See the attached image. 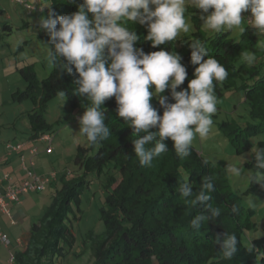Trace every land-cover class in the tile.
<instances>
[{
  "label": "trees",
  "instance_id": "16d2710c",
  "mask_svg": "<svg viewBox=\"0 0 264 264\" xmlns=\"http://www.w3.org/2000/svg\"><path fill=\"white\" fill-rule=\"evenodd\" d=\"M79 3L82 0H76L75 4L70 0H49L47 10L58 15L71 14L77 11ZM187 11L192 13L186 16L193 27L190 36L157 48H152L151 42L145 39V26H128L135 27L139 38L136 46L142 47L145 53L165 49L183 57L188 76L178 91L186 89L194 78L196 66L190 62L189 45L196 39L201 40L209 55L226 68L229 76L216 85L217 98L222 99L227 92L242 94L249 121L243 125L222 121L216 127L232 146L234 155L249 153L244 167L251 170L256 144L264 148V47L258 45L260 37L249 24L244 26L245 31L240 32L237 39L232 37V31L208 32L202 28L204 21L198 15L200 10L190 5ZM244 51L255 53L257 59L252 66L243 60L241 53ZM17 72L26 82V88L21 93H14V100L30 101L33 105L27 114L28 140L36 141L56 131L57 121L49 123L45 111L48 103L61 91L65 92V99L73 109L80 106L85 109L88 103L84 97L76 95L74 76L61 71L58 66H53L42 81L37 79L33 64L21 67ZM164 95L169 96V103L175 102L171 100L170 91L166 90ZM150 103L159 115H163L155 98ZM103 108L111 135L99 146H89L84 137V146L76 148L73 161L76 170L64 172L59 177L49 205L29 229L25 250L12 254V264H57L56 261L66 259L76 244L72 229L73 223L81 219V196L95 182L104 192L99 207L102 230L88 231L80 241L81 252L90 254V264H264V236L250 240L248 245L243 243L245 232L255 229L251 217L256 212L240 204L239 195L231 190L224 163L205 159L193 146L188 158H179L169 139L166 140L167 153L155 159L151 167L141 166L132 144L136 137L118 116L115 98H110ZM205 177H210L216 186L207 203L219 207L221 214L194 230L191 221L200 214L211 216V211L206 204L191 206L186 203L178 188L188 180L195 194ZM256 186L252 183L245 194L254 192ZM224 233L235 234L238 240V251L231 260L220 254L217 241L223 239Z\"/></svg>",
  "mask_w": 264,
  "mask_h": 264
},
{
  "label": "clouds",
  "instance_id": "9594fccd",
  "mask_svg": "<svg viewBox=\"0 0 264 264\" xmlns=\"http://www.w3.org/2000/svg\"><path fill=\"white\" fill-rule=\"evenodd\" d=\"M70 2L75 4L76 0ZM17 3L30 11L34 9L26 0ZM189 5L206 14L202 17V28L208 32L221 34L239 30L243 33L244 25L249 24L258 35L264 36V0H82L74 13L58 15L50 11L46 17L40 18V28L48 35L51 46L47 47L48 63L74 76L76 95L88 102L79 117L78 133L86 138L89 146H99L111 135L103 105L113 97L118 116L136 137L132 144L141 166L151 167L155 159L169 151L166 140L173 142L179 158H188L196 136L204 139L210 134L213 116L218 111L215 89L218 83L228 78L226 68L209 55L201 40L196 39L189 45L190 62L196 66L194 78L186 89L178 91L188 76L183 57L165 49L145 53L142 47L136 46L139 38L135 27L128 26H145V39L151 42L152 48L166 45L190 32L191 25L186 19ZM243 13H250V17ZM241 55L249 66L256 62L254 52L244 51ZM166 90L170 91L174 103H169V96L164 95ZM59 96L63 99L66 94L61 91ZM153 98L163 109V115H159L157 108L150 103ZM45 136L48 141L43 138ZM36 141L46 143L45 153L52 152L50 135H43ZM24 144H18L21 146L19 150H9L7 146H18L10 144L5 149L9 153L20 152ZM33 150L35 153L32 154ZM31 151L34 155L37 149ZM22 157L26 160L21 154L20 161ZM252 160L254 166L251 170L229 164L226 171L232 177L264 186V148L256 144ZM30 161L34 166L32 158ZM24 163L31 168L26 161ZM51 174L54 177L50 184L57 180L56 172L38 176ZM4 176L1 182L11 184V178L9 182L3 181ZM215 190L210 177L204 178L195 194L188 180L179 185L178 191L186 203L191 206L206 204L211 211V216L197 215L191 221L192 229L199 230L207 221L220 216V208L207 203ZM8 240L7 237L6 244L0 243L7 247ZM217 242L224 259L231 260L236 255L238 240L235 234L224 233L223 239ZM10 254L13 252L8 251Z\"/></svg>",
  "mask_w": 264,
  "mask_h": 264
},
{
  "label": "rangeland",
  "instance_id": "374dc122",
  "mask_svg": "<svg viewBox=\"0 0 264 264\" xmlns=\"http://www.w3.org/2000/svg\"><path fill=\"white\" fill-rule=\"evenodd\" d=\"M17 1L0 0V155L4 154V151L6 152V145L26 143L30 135L27 114L33 105L26 100L20 103L17 99L14 100L13 96L14 93H21L26 88V82L22 80L17 70L33 64L37 79L42 81L48 77L53 67L47 60V47H51L48 44L49 37L39 25L40 18L49 14L47 10L49 0H26V3L34 8L32 11ZM190 13L187 11L186 16ZM198 15L202 18L206 14L199 11ZM242 15L250 17V13ZM190 25V32L182 34L178 39L190 36L193 31L192 24L190 23ZM4 26H7L5 30ZM231 34L233 38L237 39L240 31L233 30ZM257 37H260L258 45L264 47L263 36L257 34ZM65 100L60 96L53 98L45 111V117L49 123L53 124L57 121L56 131L51 135L52 153L46 155L43 151L41 156L44 158L40 160L38 158V164H42L47 170L50 169L46 175L53 172L57 174L66 171L74 172L76 166L73 161L76 148L85 144L84 137L78 133L79 117L83 115L85 109L82 106L73 109ZM217 109V113L213 116L214 123L210 134L204 139H200L197 135L192 146L202 157L213 163L222 162L226 166L229 164L237 167L244 166L249 159V153L241 156L234 155L232 146L216 127V124L222 121H234L240 125L249 121L243 95L235 92L225 93L223 98L218 100ZM36 146L40 150L45 149L46 144L43 147L42 143ZM245 170L247 171L246 168ZM228 177L231 190L240 197V204L245 208H252L256 212L255 216L251 217L255 223V229L245 232L242 237L243 243L248 245L250 240L264 236V186L257 184L254 192L245 194V191L251 186L249 181L245 178L232 177L230 174ZM54 186L57 185L48 184L44 193L33 192L25 198L24 208L29 213L27 227L24 225L25 230H28V227L43 215L50 203ZM103 193L100 184L95 182L82 194L81 219L73 223L72 229L76 244L66 259L56 261L57 264L91 263L89 252H81L80 241L86 232L102 230L99 207L104 198ZM29 198L30 200H28ZM6 220L1 218L0 226L5 228L9 234L13 228L5 227V224L9 225ZM9 250H13L12 245ZM73 253L78 256H74ZM7 260L8 251L0 244V264H6Z\"/></svg>",
  "mask_w": 264,
  "mask_h": 264
},
{
  "label": "crops",
  "instance_id": "0c3cea01",
  "mask_svg": "<svg viewBox=\"0 0 264 264\" xmlns=\"http://www.w3.org/2000/svg\"><path fill=\"white\" fill-rule=\"evenodd\" d=\"M27 141L22 146V150L20 152L9 153L5 149L6 152L4 151V154L0 155V190L1 191H3L5 189V187L8 186V183L1 182V179L4 175H9L11 178V184H14V185H17L20 182V180H22L24 178L25 173L21 168V161H20V155L21 154L24 155V158L26 159L25 160L26 164L28 166H30L29 163H30V160L32 158V160L34 162L33 171L35 174L46 175V173H48L50 171V169L47 170L46 168H44L42 164H38V162H39L38 158H39V160L44 158L41 156V154H42L41 152L44 151V148L39 150L36 145L39 143H42V147H43V145H45L46 143L44 141H32V140H29L28 142ZM32 149H37L36 154L32 155L30 153V151ZM45 154L50 155L47 153H45ZM62 174L63 173L58 174L57 180L59 179V177H61ZM57 180H54L51 183L57 184ZM44 192H41V193H44ZM31 194H33V193H29V194L24 195V197H22L20 205L10 207V217H7L5 215L0 214V219L1 218L7 219L6 221L9 224V225L5 224V227L10 226L11 228H13V229H11L12 230L11 233L7 234L6 229L2 228L0 226V231L2 233H4L5 235H7L8 239H9L7 247H4L0 243L3 246V248H5L7 251H10L9 247L11 245L13 246V250H12L13 253L16 251H23V250H25V247L27 246L29 236H30L29 229H30L31 225L28 227V230H25L24 227L28 223L27 221L29 218V213H28V211H26V208H24V206H25L24 201H25V198L30 196ZM28 200H30V198ZM3 229H5V230H3Z\"/></svg>",
  "mask_w": 264,
  "mask_h": 264
},
{
  "label": "built area",
  "instance_id": "2783aa9c",
  "mask_svg": "<svg viewBox=\"0 0 264 264\" xmlns=\"http://www.w3.org/2000/svg\"><path fill=\"white\" fill-rule=\"evenodd\" d=\"M45 140H49L47 136L43 137ZM9 150L15 151L19 150L21 146L11 147L7 146ZM31 153H35V151H31ZM22 168L25 172L24 178L17 185L9 184L3 191L0 190V213L2 215L10 217V207L20 205L21 199L25 194L30 192H42L45 190L46 185L49 183L50 179L54 177V174L49 176H38L31 169L33 167V163L30 161L29 165L31 168H28L25 165V160L23 157L21 158ZM3 181H10L8 176H4ZM0 241L3 244L7 243V236L0 233ZM9 264L13 263V256L10 254L9 256Z\"/></svg>",
  "mask_w": 264,
  "mask_h": 264
}]
</instances>
